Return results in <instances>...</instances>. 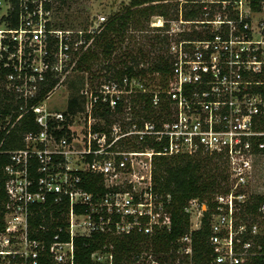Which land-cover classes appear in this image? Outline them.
I'll list each match as a JSON object with an SVG mask.
<instances>
[{
	"label": "built area",
	"instance_id": "2783aa9c",
	"mask_svg": "<svg viewBox=\"0 0 264 264\" xmlns=\"http://www.w3.org/2000/svg\"><path fill=\"white\" fill-rule=\"evenodd\" d=\"M193 1L203 3L205 16L214 8L213 19L180 15L166 33H178L173 22L206 24L212 37L170 41L164 84L128 74L95 88L85 82L71 107L70 98L52 96L74 71L85 72L78 60L107 17L74 29L58 25V0H0V154L9 157L0 264H79L77 237L169 230L171 196L153 188L154 161L198 153L221 157L228 170V190L216 194L210 214L212 262L264 264V201L247 208L264 196L251 187L264 161V0L256 11L250 0ZM24 120L32 127L23 131ZM14 133L21 146L8 144ZM95 177L103 193L86 187ZM184 209L190 228L177 242L190 256L191 231L208 207L192 198ZM92 257L112 259L100 251Z\"/></svg>",
	"mask_w": 264,
	"mask_h": 264
},
{
	"label": "trees",
	"instance_id": "16d2710c",
	"mask_svg": "<svg viewBox=\"0 0 264 264\" xmlns=\"http://www.w3.org/2000/svg\"><path fill=\"white\" fill-rule=\"evenodd\" d=\"M58 1L60 4L65 3L66 0ZM250 1L251 8L255 11L259 10L260 0ZM203 6V3L193 0H129L124 8L108 17L104 30L96 36L88 52L80 56L77 67L80 71L91 74L93 66L98 64L100 57L104 56L108 61L110 60L113 51L120 47L127 38L129 28L140 32L146 31L151 17L158 15L165 20L162 27L156 28L161 33L145 35L147 40L145 45L136 46L135 52H121L118 56H114L116 58L113 62H107L101 68L105 70L107 77L113 78H120L124 74L149 75L154 78L158 73L159 83L164 84L171 76L172 68L171 56L167 52L171 38L166 33L170 27L169 23L179 19L180 15L183 20L213 19L215 9L212 8L205 16L206 10ZM200 25L206 26V24ZM176 35H178V40L212 37L209 29L182 31ZM69 84L72 91L70 106L73 107L79 104V86L75 80H71ZM141 96L144 97V95ZM148 96L145 95V99L148 100ZM1 100L0 94V102ZM30 127H32V122L24 120L20 129L24 131ZM20 139L21 137L14 133L8 138V144L21 146ZM154 147L159 149L157 144H154ZM8 159L7 154H0V227L2 225V204L5 199L2 166L8 162ZM226 171L225 162L221 157L207 153L156 157L153 168V188L159 193L171 196V201L167 206L171 214L170 229L155 228L151 234L131 231L121 235L94 233L89 237H77L75 239L76 260L79 264H150L146 256L141 255L148 252L154 255L159 264H214L212 262L213 248L209 243L210 214L215 207L216 194L228 190ZM97 182L98 177H95L87 182L86 187L89 190H99L103 193L104 189ZM192 198H198L200 202L207 205L208 209L204 212L201 228L191 231L192 253L189 256L179 251L180 245L177 239L189 232V214L184 208ZM263 201L264 196L258 195L252 206H247V208L256 210ZM59 207L61 206H53L55 209ZM36 222L33 220L32 224ZM96 251L111 253V261L94 259L92 253ZM260 259L259 257L258 261H261Z\"/></svg>",
	"mask_w": 264,
	"mask_h": 264
},
{
	"label": "rangeland",
	"instance_id": "374dc122",
	"mask_svg": "<svg viewBox=\"0 0 264 264\" xmlns=\"http://www.w3.org/2000/svg\"><path fill=\"white\" fill-rule=\"evenodd\" d=\"M128 3L129 0H66L65 3L59 4V8L56 15V21L58 22L59 26L74 28V29L84 28L88 25L90 19L96 17V15L103 14L108 19V17L111 14L118 12L119 10L124 8ZM159 20H161V16L153 15L148 23L147 30L143 32L135 31L129 28V30L127 31V38L124 40V42L121 44L120 47H118L115 51H113L109 61L113 62L116 58V57L114 58V56H118L123 51L135 52L134 48L136 46L145 45L147 42L145 35L148 36L154 33H159V32L161 33L160 30H156V28H158L159 25H155L152 23V22L159 23ZM172 26L176 29V32H179V30L183 32L184 31L189 32L192 30L202 31L203 29H205V26H201V25L196 26L195 24H191V23L181 24L179 22H176L175 24V22H173ZM173 34L174 35L170 36L171 42L178 40L177 39L178 35H175V33ZM109 61L104 56H102L100 57L98 64L93 66L91 74L87 72L74 71L71 75L72 77H70V80H75L78 86H81L85 82H87L88 84H90L92 87L95 88L96 86H98L99 82L106 80L107 73L101 67L104 64H107V62ZM158 78L159 77L155 75L153 80L157 81ZM69 85L70 84H68V86L64 85L62 88H59L58 91L53 94L52 101L56 100V102L58 103L59 101H64L69 99L72 94ZM226 173L228 175V170L226 171ZM254 178L256 181L254 184L251 185L252 189L255 190L260 189L261 191L264 192V161L261 162L258 168L255 170ZM226 183H227L226 186H228L229 185L228 178ZM195 213H196V209L193 208V216ZM149 254L150 253L148 252H144L141 255L147 256L149 259L151 258L155 259L154 255L152 254L149 255ZM101 257L102 259L107 258L106 255H103Z\"/></svg>",
	"mask_w": 264,
	"mask_h": 264
},
{
	"label": "bare ground",
	"instance_id": "6f19581e",
	"mask_svg": "<svg viewBox=\"0 0 264 264\" xmlns=\"http://www.w3.org/2000/svg\"><path fill=\"white\" fill-rule=\"evenodd\" d=\"M156 24H158V23H156Z\"/></svg>",
	"mask_w": 264,
	"mask_h": 264
}]
</instances>
